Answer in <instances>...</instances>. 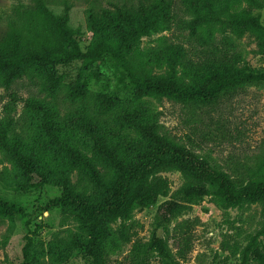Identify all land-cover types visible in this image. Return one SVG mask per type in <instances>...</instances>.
<instances>
[{"label":"trees","instance_id":"obj_1","mask_svg":"<svg viewBox=\"0 0 264 264\" xmlns=\"http://www.w3.org/2000/svg\"><path fill=\"white\" fill-rule=\"evenodd\" d=\"M244 1L246 6L235 11L230 10L225 0L114 3L103 7L100 15L103 25L118 31L117 38L110 40L103 36L93 48L84 50L68 24L70 6L58 17L50 11L46 0H39L36 13L26 18L28 34L22 37V31L12 30L8 37L0 40V79L9 89L18 79L34 80L44 76L40 69L42 64L57 68L80 63L84 70L96 62L108 61L119 76L117 90H129L137 97L167 98L185 104L212 103L247 84L264 83V68L246 61L232 38L251 35L264 54V0ZM179 10L190 17H181ZM160 21L168 27L177 25L189 29V38L187 41L165 38L153 46L145 58L140 50L142 37L151 30H159ZM201 26L217 27L223 37L215 40L196 34ZM54 37L68 42L69 51L60 55L63 48ZM150 59L160 63L165 60V70L155 72L149 65ZM68 93L69 102L79 99L75 112L82 120V128L93 137L94 146L91 155L74 146H63L67 173L76 171L81 183H73L66 174L61 193L52 199V205L64 204L77 209L73 217L78 231L74 233L73 242L81 245L91 264H109L105 241L110 223L117 219L121 221V238L132 241L130 264H183L191 244L185 228L177 235V251L165 235L157 232L147 240L137 236L132 239L135 211L155 203L160 196L169 195L171 183L161 173L171 169L182 172L185 182L160 204L157 228L168 234L172 218L205 196H212L227 207L260 203L261 226L248 234L237 264H264V159L248 168L247 177H234L210 155H200L169 136L157 121L136 122L141 135L137 142L128 138L112 142L110 136L116 132V126L104 117L111 105L102 100L97 112L101 116H97L87 112L90 108L84 103L81 91L73 87ZM57 94V89L52 90L53 97ZM13 98L14 101L6 105L9 113L15 109V95ZM42 102L32 97L26 99L28 106ZM48 125L51 132L63 129L62 123L52 119ZM26 144L21 134L9 137L6 129L0 131V151L31 180L37 173V165L33 156L25 151ZM142 146L144 150L135 156ZM0 184L29 191L28 184L10 180L7 171L0 172ZM23 212L19 203L0 197V214L14 218ZM29 245L23 247L22 260L11 264H31Z\"/></svg>","mask_w":264,"mask_h":264},{"label":"rangeland","instance_id":"obj_2","mask_svg":"<svg viewBox=\"0 0 264 264\" xmlns=\"http://www.w3.org/2000/svg\"><path fill=\"white\" fill-rule=\"evenodd\" d=\"M137 1L46 0V3L58 17L63 16L66 7L70 6L68 24L82 49L88 50L103 36L110 40L117 38V30L103 25L102 8ZM38 4L39 0H0V40L8 37L12 30L22 31V37L28 34L26 18L36 13ZM225 4L233 11L246 6L244 0H225ZM179 15L190 17L182 10ZM262 16L264 20V9ZM160 26L159 30H151L142 37L140 50L145 58H148L150 49L165 38L181 41L189 38V29L177 25L168 27L162 21ZM195 33L208 39L223 37L217 27L201 26ZM54 38L63 48L60 55L69 51L68 42ZM232 38L246 61L264 68V54L253 36ZM149 65L155 72L166 68L165 60L160 63L150 59ZM40 69L44 75L41 78L18 79L9 89L0 79V131L6 129L9 137L21 134L27 142L25 151L33 156L37 165V173L29 180L0 151V172L7 171L10 180L29 186V191H18L0 184V197L24 208V212L14 218L0 214V264L20 262L26 244H30L31 264H91L81 245L73 242L74 233L78 231L73 217L77 209L64 204L52 205V199L61 193L66 174L73 183H81L76 171L67 173L63 146H74L89 155L93 153V137L82 128V120L75 112L79 99L74 103L68 101L70 88L75 87L81 95L84 94V103L90 108L87 112L101 116L97 113L101 101L105 99L111 105L104 117L116 126V132L110 136L112 142L125 138L137 142L141 135L136 122L157 121L169 136L200 155H210L217 165L234 177H247L248 168L264 159V83L247 84L232 94H223L212 103L194 105L167 98L137 97L129 90H117L119 76L108 61L96 62L84 70L80 63L57 68L42 64ZM54 89L58 90L56 97L51 95ZM13 95L15 109L9 113L6 105L14 101ZM30 97L43 102L28 106L26 99ZM51 119L62 123L63 129L51 132L48 128ZM143 150L142 146L135 156ZM161 174L169 179L172 189L168 196H160L155 203L135 211L132 239L137 236L147 240L157 232L165 235L170 246L177 251V235L181 234V228H185L191 244L183 264H237L248 234L261 226L262 204L227 207L212 196H205L174 216L169 232L165 234L156 226L159 206L184 184L185 177L177 169ZM120 224L119 219L110 223V233L105 241L109 264H130L132 241L121 238Z\"/></svg>","mask_w":264,"mask_h":264}]
</instances>
